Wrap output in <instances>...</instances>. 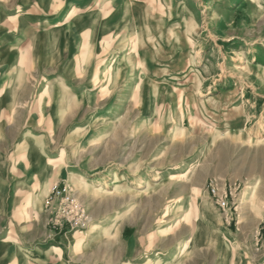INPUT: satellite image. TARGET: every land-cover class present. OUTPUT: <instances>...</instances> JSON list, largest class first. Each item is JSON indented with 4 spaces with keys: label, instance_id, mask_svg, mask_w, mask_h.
<instances>
[{
    "label": "rangeland",
    "instance_id": "374dc122",
    "mask_svg": "<svg viewBox=\"0 0 264 264\" xmlns=\"http://www.w3.org/2000/svg\"><path fill=\"white\" fill-rule=\"evenodd\" d=\"M0 264H264V0H0Z\"/></svg>",
    "mask_w": 264,
    "mask_h": 264
},
{
    "label": "bare ground",
    "instance_id": "6f19581e",
    "mask_svg": "<svg viewBox=\"0 0 264 264\" xmlns=\"http://www.w3.org/2000/svg\"><path fill=\"white\" fill-rule=\"evenodd\" d=\"M94 124V123H93ZM93 234H95L96 233V228H95V230L92 232ZM167 233V232H166Z\"/></svg>",
    "mask_w": 264,
    "mask_h": 264
}]
</instances>
